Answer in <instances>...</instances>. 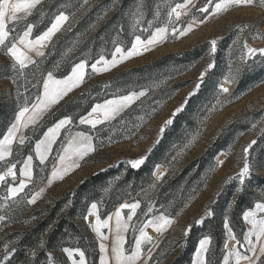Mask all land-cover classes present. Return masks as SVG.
<instances>
[{
	"label": "rangeland",
	"instance_id": "1",
	"mask_svg": "<svg viewBox=\"0 0 264 264\" xmlns=\"http://www.w3.org/2000/svg\"><path fill=\"white\" fill-rule=\"evenodd\" d=\"M105 1L107 3L103 5ZM177 2H183V0H144L145 7L148 6L149 9L152 6V9L147 12L144 7V20L140 26L133 29L130 13L134 11L139 0H118V2L116 0H88L87 4H84L83 0H43L42 4L33 11V14L27 17L25 21L20 22L16 30L9 34V39L17 34L22 35L23 31L26 30V24L32 23L33 30L29 39H35L36 36L41 35L51 26L60 12H64L68 16V20L61 29L41 49L45 53L43 57L37 56L35 52L27 53L39 63L38 66L29 65L25 69L24 76H17L11 68L10 58L5 55L4 50H0V93L8 101L18 93L21 96L25 95V99L31 101V104L28 105L31 109L36 96L43 92L41 73L46 76L47 72L51 71L54 78L63 79L70 74L71 68L82 60H86L89 67L86 69L87 78L79 88L70 92L59 104L53 105L45 111L35 123H29L27 127L21 126L17 133V139L13 141V153L6 159L16 164L14 169L16 180L13 181L12 177H8V182L12 184L18 183L19 180H25L28 185L25 191L29 196L39 191L40 188H44V192L35 204L29 205L26 202L19 205L13 204V211L8 214V219L5 222H0V258H2L5 245H9L10 249L16 248L19 239L18 233L33 228L39 221V215L49 209L58 198L75 191L88 177L120 162L124 163L122 167L124 173L132 169L128 161L144 155L149 148L153 147L159 127L165 119L169 118L175 108L184 102L188 93L195 88L199 73L204 70L209 61V41L213 39L217 40L218 50L214 57L215 68L211 74L216 71L217 73L213 74L216 79L207 78L204 84L208 85L202 86L188 100V103H194L191 113L194 114L195 120L197 115L200 117L192 136V138L196 137L195 142L190 147L177 152L170 161L157 165L159 171L160 168L164 169L165 175L160 181H157L156 176L153 175L155 180L153 185L156 187L153 188L152 185L143 200L134 199L122 203H139L140 207L135 210V214H132L130 208L121 209L122 204L114 209L111 208V196L117 185V179L107 182L105 189L108 191L105 192L103 189L99 200L93 202L98 205L97 213L100 217V223L102 224L104 220L108 221L107 227L100 228L101 235L106 236L107 239L101 240L89 226V222L93 225L97 223L95 216H90L88 222L82 218L75 220L74 223L81 230L84 236V246L89 251V256L85 254L86 264H100V257L103 255L99 248L101 243L106 246L110 256L115 238V213L118 209L121 212L122 221H127V216L132 214V220L127 221L129 227L123 233V247L126 255L131 254L135 248V238L139 236V232L133 226L135 228L143 227L144 223L161 214H166L172 218L173 223L166 231L157 233L151 227L145 229L147 234L152 237V242L142 244L141 248L145 259L149 255L148 249H151L152 259L149 264H173L184 249L186 241L191 248H194V251L187 255L182 264H193L196 249L200 239H202L193 232V225L198 219H202L203 222L215 220V226L219 228L221 233L218 241L213 243L211 240L213 264H223V256L227 253L224 245L227 243L228 247L231 248L235 243L228 237L224 228L226 217L230 220L234 234L240 241H243V233L250 225L243 220L242 213L254 207L253 201L260 196L261 189L264 188V182H262L264 177L251 182V186L243 195L242 203L238 208L237 202L233 201V191L238 182L233 181L228 185H224L223 182L229 176H235L239 171L237 157L242 146L255 139L258 141V145L255 146L256 151L259 152L261 148H264V134H262V130H264V70H261L260 66L257 65L255 71L243 73L234 84H224L223 79L228 74L229 63L232 64L233 69L239 63V45L234 44V41L239 40L240 44L247 42L252 48L264 47V38L254 40L250 35L251 32L255 31L264 36V9L260 7L233 8L220 16L207 18L204 23H199L197 20V23L193 25V30L185 36L173 38L169 32L167 41L161 42L149 51H144L139 56L125 60L107 72L93 73L90 67L101 55L105 59L111 60V53L115 47L113 41H118L127 48L131 46V42L134 40L133 33L144 39L155 30V27L165 26L167 5H174ZM114 3L115 6H113ZM194 3L197 7L191 8L187 16H182L175 27H186L191 23L193 16L203 19V15L197 8L203 6L206 0H194ZM158 4L161 13L159 17L155 15ZM96 9L93 17L82 23L83 19ZM41 11L43 15L40 14ZM105 13L107 14L105 15ZM113 15H116L119 25L116 28L107 27V22ZM148 21L152 22L151 26H149ZM243 24H249L251 27L240 32L238 28ZM8 27H12L11 22H9ZM143 29H147V31H143ZM202 44H206L208 48L201 61L186 71L184 70V73L178 77L166 78L165 80L154 78L141 87L125 89L122 93H105L107 89L112 87V82L130 70L144 67L165 56L179 54ZM20 47L22 48V46ZM157 84L159 87H155ZM181 84L184 86L176 89V86ZM221 86L228 87L229 93H221L219 91ZM149 88L151 90L147 96L141 97L140 100L121 113V116L116 120L110 124L97 125L99 131L92 129L88 124L79 123L84 110H86L87 115L96 104H103L107 100L126 95L130 91H141ZM161 96L166 97L161 100L159 98ZM146 104L149 107L147 109L142 108ZM29 114L25 113V118ZM66 114H68L67 117L72 118L73 123L61 129L44 163L41 164L36 155L35 144L44 138V134L50 127H53L59 120L66 118L64 117ZM138 115L143 118L141 119L142 122L137 118ZM58 116L61 117L55 120ZM133 123H139L142 126L137 125L139 127H136ZM21 124L23 125V118ZM137 128L138 131L133 133V130ZM76 132L93 135L97 150L80 161V167L73 168L64 175L63 179H54L49 185L48 179L51 177L52 171L54 168L59 169L61 167L59 155L63 154L62 145L67 144L65 137L75 135ZM21 135L25 137L23 144H20L18 139ZM119 137L121 139H118ZM222 137L227 138L226 150L216 155L213 166L205 167L199 182L200 191L196 198L186 203L177 216H173L172 212L179 206L170 197L172 196L170 192L164 194V197L168 198L167 203L157 204L158 194L170 187L171 181L184 167L201 156ZM225 153L230 154L225 156ZM29 155L33 157L31 181H28L27 177L19 175V170L24 166V161ZM221 159L225 160V164L217 166V161ZM66 163H70V161H66ZM157 166L153 173L157 171ZM2 170H4V163L0 162V171ZM218 190L222 192L219 196L216 195ZM5 194L6 185L0 184V204L4 203L2 197ZM23 195L24 193H21V196ZM214 200L215 203H213ZM8 203L11 204L12 202L9 201ZM229 203L233 204L231 208L228 207ZM91 204L87 208L86 215ZM149 207H151V211H148ZM206 207L214 209L215 215L213 217L205 216ZM202 223L195 225L200 226ZM188 226H191L190 233L184 237L183 229ZM62 249L50 253L57 261L71 264L70 261H67V256ZM74 258L79 259L78 256ZM46 260L47 258L45 263ZM24 262L18 264H24ZM110 264H115V261L110 260ZM137 264H143V261H138Z\"/></svg>",
	"mask_w": 264,
	"mask_h": 264
},
{
	"label": "snow or ice",
	"instance_id": "2",
	"mask_svg": "<svg viewBox=\"0 0 264 264\" xmlns=\"http://www.w3.org/2000/svg\"><path fill=\"white\" fill-rule=\"evenodd\" d=\"M42 2L43 0H0V50H4L5 55L10 58L11 68L17 76H24L25 69L28 68L29 65L38 66L39 62L33 60L27 55V53L35 52L37 56L43 57L45 53L41 51V49L46 46V42L50 41L51 38L61 29L62 25L68 20V16L64 12H60L51 23V26L41 35L36 36L35 39H29L33 30L32 23L26 24V30L23 31L22 35L17 34L9 39V34L16 30V27L20 22L25 21L27 17L31 16L33 11L38 5L42 4ZM116 2H118V0H116ZM83 3L87 4L88 0H83ZM113 6H115V3ZM144 7V0H139L134 11L130 13L133 20V29L140 26L144 20ZM196 7L197 5L194 3V0H183V2H177L174 3V5L168 4L166 13L167 21L165 26L155 27V30L144 39H142L140 35L133 33L134 40L131 42V46L127 48L122 46L118 41H113L115 47L114 51L111 53V60H107L101 55L99 59L90 65L92 72L97 74L107 72L118 64L123 63L125 60L131 59L134 56H139L144 51H149L152 47L161 42L167 41L169 38V32H171L173 38L185 36L193 30V25L197 23V20H199V23H204L209 17H217L227 13L230 9L239 7H260L261 9H264V0H206V3L203 6L197 8V10L203 15V19L193 16L191 23L186 27H175V24L180 21L182 16H187L190 13L191 8ZM40 14L43 15V12L41 11ZM106 14L107 13H105V15ZM160 14V5L158 4L156 6L155 15L159 17ZM9 22L12 23V27H8ZM151 23V21H148L149 26H151ZM250 27L249 24H243L239 26L238 30L243 32ZM143 31H147V29H143ZM250 35L254 40L264 38L259 32L255 31L251 32ZM233 43L239 45V63L235 69H233L232 64L229 63L228 74L223 79L224 84L236 83L243 73L255 71L257 65L260 66L261 70H264V47L252 48L249 47L247 42L240 44L239 40L234 41ZM209 45V61L204 70L199 73L195 88L188 93L184 102L179 107L175 108L169 118L165 119L163 124L159 127L153 147L160 142L166 129L173 124L174 118L184 110L189 98L194 96L200 90L215 68L214 57L218 50L217 40L213 39L209 41ZM20 46H22V48ZM88 67L89 65L87 61L82 60L81 62L76 63L71 68L70 74L66 75L63 79L54 78V74L51 71L47 72L46 76L41 73L42 94L36 96L35 103L32 104L31 109L28 107V101H25L24 105L16 114L15 122L11 124L7 129V132L2 138H0V162L4 163V170L0 171V184L6 185V194L2 197L4 203L0 204V222H5L8 219V214L13 211V204L19 205L22 202H26L29 205L35 204L37 199L44 192V188H40L39 191L29 196L25 191L28 187L25 180H19L18 183L12 184L8 182V177H12L13 181L16 180V172L14 171L16 164L6 158L13 153V141L17 139V133L21 126L27 127L29 123H35L45 111L49 110L53 105L59 104V102L70 92L79 88L87 78L88 74L86 69ZM155 87H159V84L155 85ZM150 90L151 89L149 88L141 91H130L126 95L107 100L103 104H96L86 116L80 117L79 123L88 124L92 129H97V125H104L105 123L110 124L112 121L120 117L121 113L131 107L136 101L140 100L141 97L147 96ZM219 91L228 94L229 88L221 86ZM25 113L30 114L25 118ZM22 118L23 125L21 124ZM71 123H73L71 117L59 120L53 127L48 129L44 134V138L35 144L36 155L41 164L44 163L47 154L50 152L51 146L56 141L61 129H64ZM253 127H255V125H253ZM97 131H99V129H97ZM262 134H264V130H262ZM18 139L19 143L23 144L25 137L21 135ZM65 139L67 140V144L62 145L63 154L59 155L61 167L59 169L54 168L51 177L48 179L49 185L52 184L54 179H63L64 175L73 168L80 167L79 162L83 161L90 153L97 150V144L94 142L95 137L85 132H76L75 135L67 136ZM195 139L196 137L190 139L185 147H190L195 142ZM257 145L258 141L253 139L247 145L242 146V150L237 157V167L239 168V171L235 176H229L228 179L223 182L224 185H228L233 181L238 182L233 191L234 202H238V199L248 191L253 180L264 177V148H261V150L257 152L255 147ZM151 151L152 148H149L144 155L128 161L131 168L134 170L140 169L141 166L146 163ZM229 154L230 153H225L224 155L228 156ZM32 160L33 157L29 155L27 160L24 161V166L19 170V175L27 177L28 181H31L32 179ZM66 161H70V163H66ZM224 164L225 160L223 159L217 161V166H223ZM153 175L156 176L157 181H160L165 174L159 172V166H157V171L154 172ZM257 186L259 187V185ZM155 187L156 185H153V188ZM107 191L108 189H105V192ZM21 193H24V195L21 196ZM221 194L222 192L220 190L216 193L217 196ZM9 201L12 203L9 204ZM215 202L216 201L214 200L213 203ZM253 204V208L242 213L243 220L250 225V227L243 233V241H240L237 238L230 226V220L227 217L225 218L224 228L228 233V237L235 241V243L231 248L228 247L227 243L224 245L225 249H227V253L223 256V264H264V188L261 189L260 196L253 201ZM232 206V203L228 204L229 208ZM139 207V203L122 204L120 206L121 209L130 208L132 214H135V210ZM97 209V203H92L87 215H85L83 219L88 222L90 216L97 217V223L93 225L89 222V226L92 227V230L101 240H105L107 237L101 235L100 228L107 227L108 221L104 220L102 224L100 223ZM151 210V207H149L148 211ZM132 214L127 216V221L132 220ZM214 215V209L212 207H206L205 216L213 217ZM115 218V238L112 243L111 253L109 256L108 249L103 243H101L99 248L103 255L100 257V264H110V260H114L115 264H137V262L141 260L143 261V264H149V261L152 259V256L150 255L151 249H148L149 255L145 259L142 255L143 250L141 248L142 244L152 242V237L147 234L145 229L151 227L155 232L161 233L166 231L173 223L170 216L161 214L154 216L153 219L144 223L143 227L135 228V226H133L134 229L139 232V236L135 238V248L132 250L131 254L126 255L123 247V233L127 230L129 225L127 221H122L119 209L115 213ZM109 219H111V217H109ZM202 222V219H198L195 221V224L199 225ZM190 230L191 226L183 229V236L187 237ZM210 244V237L206 236L200 239L193 264H213ZM15 251L16 249H10L9 245H5L2 258H0V264H8ZM38 251H46L43 241L39 243L37 249L30 250L24 264H33ZM62 251L66 254L67 261H70L71 264H86L85 253L80 249L65 247ZM75 256H78L79 259H75ZM46 264H65V262L57 261L49 252L47 253Z\"/></svg>",
	"mask_w": 264,
	"mask_h": 264
},
{
	"label": "trees",
	"instance_id": "3",
	"mask_svg": "<svg viewBox=\"0 0 264 264\" xmlns=\"http://www.w3.org/2000/svg\"><path fill=\"white\" fill-rule=\"evenodd\" d=\"M105 3H107V1H105L103 5ZM97 9L87 15L82 23L90 20ZM145 9L148 12L152 9V6L149 9L148 6H146ZM117 25H119V21L117 20L116 15H113L107 22V27L116 28ZM207 48L208 46L206 44L198 45L185 52L165 56L144 67L130 70L121 78L112 82V87L107 89L105 93H122L125 89L141 87L143 84H147L154 78L161 80H165L166 78L174 79L180 74H183L184 70L186 71L189 67H192L201 61ZM216 73V71L213 72V74ZM213 74L210 75L209 79H216ZM207 85L208 84H203L204 87ZM183 86V84L176 86V89H180ZM165 97L166 96H161L159 98L164 100ZM25 98V95L21 96L18 93L13 95V98L8 101L0 93V138L3 137L7 132V129L15 121L16 114L24 105L25 100H27ZM189 103L184 110L174 118L173 124L167 129V131H165L160 142L152 147V151L148 155L146 163L141 166L140 169H129L124 173L122 169L124 163L120 162L117 165L111 166L88 177L76 188L75 191L69 192L58 198L49 209L39 215V221L33 228L29 231L18 233L19 239L16 244V251L12 255L8 264L24 262L30 250L37 249L41 241L44 242L46 251H38L33 264H46L45 259L47 258V253L65 247L78 248L83 251L86 256H89V251L84 246V236L74 221L81 220L86 215L88 206L99 200L101 192L107 187V182L109 180L117 179V185L111 196L112 202L110 204L112 209L118 207L125 201H132L134 199L138 201L141 199L143 200V197H145L153 183H155L153 176L154 168L157 165L170 161L181 149H186L185 145L188 144V141L195 133L196 124L200 117L197 115L195 120L194 114L191 113L194 103ZM29 104H31V101H28V105ZM148 107L149 106L146 104L145 107L142 108L147 109ZM67 115L68 114L64 115V117H67ZM84 115H86V110L83 111L81 116ZM61 116H58L55 120ZM137 118L141 121L140 115H138ZM133 125L137 127L139 123H133ZM139 126L141 127L142 125ZM137 131L138 128L134 129L133 133H136ZM118 139H121V137ZM226 142L227 138L224 139L222 137V139L215 142L214 145H212L201 156L188 163L171 181L170 187L158 194L157 204L161 205L163 204L162 202L167 203L168 198H165L164 194L170 192L172 195L170 197H172L179 206L172 212L173 216H177L180 209L184 207L186 203L195 199L199 194V182L205 167L213 166L216 155L226 150ZM242 200L243 196L238 199L237 208L242 203ZM214 221L215 220L203 222L200 226L194 224L193 232L200 238L206 236L210 237L212 242L215 243L219 240L221 233L219 228L215 226ZM187 243L188 242L186 241L184 249L173 264H182L187 255L194 251V248H191Z\"/></svg>",
	"mask_w": 264,
	"mask_h": 264
},
{
	"label": "bare ground",
	"instance_id": "4",
	"mask_svg": "<svg viewBox=\"0 0 264 264\" xmlns=\"http://www.w3.org/2000/svg\"><path fill=\"white\" fill-rule=\"evenodd\" d=\"M161 170L159 172H164V169L163 168H160Z\"/></svg>",
	"mask_w": 264,
	"mask_h": 264
}]
</instances>
